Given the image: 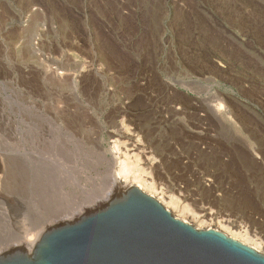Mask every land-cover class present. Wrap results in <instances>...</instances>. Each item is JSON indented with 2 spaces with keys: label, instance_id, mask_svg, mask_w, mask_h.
I'll return each instance as SVG.
<instances>
[{
  "label": "rangeland",
  "instance_id": "1",
  "mask_svg": "<svg viewBox=\"0 0 264 264\" xmlns=\"http://www.w3.org/2000/svg\"><path fill=\"white\" fill-rule=\"evenodd\" d=\"M115 140L174 215L264 253V0H0V251L109 200Z\"/></svg>",
  "mask_w": 264,
  "mask_h": 264
},
{
  "label": "water",
  "instance_id": "2",
  "mask_svg": "<svg viewBox=\"0 0 264 264\" xmlns=\"http://www.w3.org/2000/svg\"><path fill=\"white\" fill-rule=\"evenodd\" d=\"M0 264H264V253L182 220L132 185L49 226L31 250L19 245L1 252Z\"/></svg>",
  "mask_w": 264,
  "mask_h": 264
},
{
  "label": "bare ground",
  "instance_id": "3",
  "mask_svg": "<svg viewBox=\"0 0 264 264\" xmlns=\"http://www.w3.org/2000/svg\"><path fill=\"white\" fill-rule=\"evenodd\" d=\"M213 109L215 111V115L218 118L221 115H223V116L226 117V114H228V111L222 105V102L221 103L219 102V103L214 104L213 105ZM228 118L231 119L230 117H228ZM122 133H124V132H122ZM130 135H127V137L129 138V140L134 141V137L135 136L132 137ZM138 140H135L133 143L130 142L131 145L132 146H137L138 145ZM137 147L139 148L140 146H137ZM131 149L129 150V148L127 147V142H121L119 140H115V145H114V148L112 150V152L114 154L113 155V158L115 160L114 161V165H113V181H112L113 183L111 184V188L109 186H108L109 188L107 187V189L109 190V192L106 193V195L108 196V198L109 197L110 198L114 197L117 194V191H119V192L120 191H124V190L128 189L132 185L138 186V187L142 188L144 191H147L146 189H149V190H151V192L157 188L156 181H154L153 179H151V180L148 179L150 176L147 175L148 173H146V170L144 169V167L141 164V160H143L141 158L144 157L145 162H146V161H148L149 156L146 154L145 150H144V153L142 151L141 152L142 154H139L138 152L135 153L133 151L135 149H132L133 152H130ZM149 168H152V166L150 165ZM106 195H105V197H106ZM168 197L170 199L168 201L169 204H176V203H178V199L175 198L173 195H169ZM78 205H80V204H78ZM82 205H84V204H82ZM165 205L168 208L170 207L167 204H165ZM81 207L82 206L80 205L79 208H80L81 211L78 209L79 212L77 210H76V212L74 211V209L77 208V207H75V208L74 207L73 208L71 207V208L65 210L64 213H62V214L60 213L61 215L57 216L58 217L57 220H59V219L64 220V219H66L68 217H71V216H77L78 214H80V212H82V211H84V210L87 209L86 206H84L82 208ZM183 208L184 209H187V206H184ZM206 212H208V210H206ZM202 213L200 212V215L199 216H201ZM198 214H199V212H198ZM233 218H234V216H233ZM57 220L55 222H57ZM225 220L229 224H231L233 227H236V228L237 227H240L241 230L244 232V236L250 234V230L248 229V227L246 225H243L240 222L241 219L239 221L237 219L236 220H232V219L230 220V219H228V217H226ZM39 238H37V239H39ZM37 239H34L33 241H31L29 243V247H30L29 249L30 250L33 248V246L35 245V243L38 241ZM254 247H256V246H254ZM24 248H26V247H24Z\"/></svg>",
  "mask_w": 264,
  "mask_h": 264
}]
</instances>
